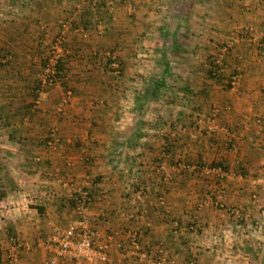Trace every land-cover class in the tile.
<instances>
[{
    "label": "crops",
    "instance_id": "0c3cea01",
    "mask_svg": "<svg viewBox=\"0 0 264 264\" xmlns=\"http://www.w3.org/2000/svg\"><path fill=\"white\" fill-rule=\"evenodd\" d=\"M20 1L0 31L25 72L17 83L0 53V264L10 236L13 264H46L47 234L76 218L68 197L83 187L102 264H264V0ZM55 19L71 25L67 69L35 105L28 72Z\"/></svg>",
    "mask_w": 264,
    "mask_h": 264
},
{
    "label": "built area",
    "instance_id": "2783aa9c",
    "mask_svg": "<svg viewBox=\"0 0 264 264\" xmlns=\"http://www.w3.org/2000/svg\"><path fill=\"white\" fill-rule=\"evenodd\" d=\"M85 35V34H83ZM63 38L59 36L55 43L62 48ZM54 49L55 45L53 46ZM229 50L228 44H223L219 47L218 52L211 58L212 75L217 76L220 74L223 64V58ZM52 59H50L49 64L44 69V75L39 77V87L37 93L42 92L44 87L56 83L54 62L59 56V50H56ZM110 68L114 69V72L118 71V62L114 56H110L109 59ZM240 73L234 71L230 74L228 83L230 87H235V85L240 80ZM50 144L57 141L55 133L52 131L49 133ZM261 182L264 184V174L260 177ZM68 200L72 201V209L76 215V218L65 225L63 228L53 227L47 234L46 246L49 248L51 255L49 256L46 264H59L60 261L66 260L72 264H102L108 261V243L102 241L100 243L96 242L88 230L85 220L84 211L91 202V197L89 191L85 188L78 189L76 193L70 194ZM10 247L7 250V263L13 264L16 260L17 255L21 249L22 242L18 240L15 236H10ZM131 243H136L135 235L131 237ZM142 256L146 253L143 251ZM159 264V261H156Z\"/></svg>",
    "mask_w": 264,
    "mask_h": 264
},
{
    "label": "rangeland",
    "instance_id": "374dc122",
    "mask_svg": "<svg viewBox=\"0 0 264 264\" xmlns=\"http://www.w3.org/2000/svg\"><path fill=\"white\" fill-rule=\"evenodd\" d=\"M7 1V0H6ZM6 3V2H5ZM25 4H23L20 0H10L9 1V3H7V4H3V6H0V31L2 30V29H4V30H6L5 29V27H8L9 29L10 28H12L14 25H16L15 23H16V18L18 17V13H19V11H23V8L25 7L24 6ZM19 18V17H18ZM55 24H56V26H60V29H59V31L57 32V34H56V36L54 37V39H50L49 40V36H47V35H45V34H43L44 35V40H46V50L44 51L45 53V56H48V61L50 62V59H52L53 58V56L55 55L54 53L55 52H57L56 50H59L58 52H59V55H62V54H64L65 52V49H66V34H65V29L66 28H71V25H70V22H68V21H66V20H64V19H55ZM45 28H47L46 26H45ZM46 31L44 30V33H45ZM85 31H80V33H81V36L83 37V38H86L87 37V33L85 32V35H83V33H84ZM34 36V35H33ZM33 36H31V37H33ZM59 36H61L62 38H63V46H62V48H60L56 43H55V41H56V39H58L59 38ZM35 37H37L36 35H35ZM43 37V36H42ZM47 38H48V40H47ZM35 39V38H34ZM55 45V48H56V50L54 49V46ZM6 49V48H5ZM11 53H9L10 54V56H8L9 54H4V55H6L5 57H7V58H11V63H10V68H13L15 71H16V76H20V77H18V78H16V81H17V83H18V80H20L21 81V79L22 78H24V77H22L23 76V74L25 73L24 71H23V69H22V61H21V59H20V57H19V54L18 53H16L15 51H10ZM1 56H2V54H0ZM115 57V59H116V61L119 63L120 61H119V59H118V57L115 55L114 56ZM10 60V59H9ZM49 62L46 64V65H48L49 64ZM109 62V61H108ZM25 63H29V62H25ZM32 64L31 65H33V64H36L37 66L36 67H34V69L32 70V72H28L30 75L29 76H31V74H35V76H36V83H35V85L37 84V81H39V77L41 76V75H44V69H45V67L46 66H44V65H42L41 64V62H38V60H36L35 62H31ZM4 64V62H2L1 61V59H0V71L2 70V68H3V65ZM119 65V64H118ZM114 70V69H113ZM118 71H119V67H118ZM35 78V77H34ZM59 81L58 80H56V83H58ZM21 84H23V83H19V85L21 86ZM55 84V83H54ZM54 84H51V85H48V86H46V87H44V89H42V92L41 93H39V95L37 94V99H35L33 102H34V104L35 105H37L39 102H40V97L42 96V94H44L49 88H51ZM33 92V91H32ZM2 123V121H0V124ZM54 132L55 134H56V131H55V128H54V126L53 127H51V128H49V133L50 132Z\"/></svg>",
    "mask_w": 264,
    "mask_h": 264
},
{
    "label": "trees",
    "instance_id": "16d2710c",
    "mask_svg": "<svg viewBox=\"0 0 264 264\" xmlns=\"http://www.w3.org/2000/svg\"><path fill=\"white\" fill-rule=\"evenodd\" d=\"M3 52L4 54H9L11 53L8 49H2L0 48V53ZM48 56H44L43 59L41 60V64L44 65V66H47L46 64L48 63ZM108 62V61H107ZM211 62V61H210ZM54 70H55V77H56V80L58 81H61L63 80L64 76H65V72H66V65H67V61L64 59V56L63 55H59L55 62H54ZM214 69V66H212V63H211V68H210V73L212 74V70ZM214 76V75H213ZM38 87H39V81H37V84L33 86L32 88V91H33V97H34V100L37 99V90H38ZM37 93V94H36ZM85 189H87L89 191V189L87 187H83ZM89 195L91 197V194H90V191H89ZM69 202L71 203L72 205V201L69 200Z\"/></svg>",
    "mask_w": 264,
    "mask_h": 264
}]
</instances>
